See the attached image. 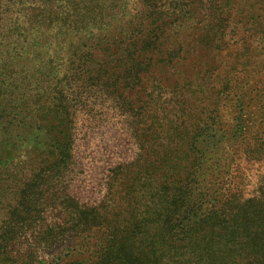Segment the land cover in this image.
<instances>
[{"label": "rangeland", "instance_id": "374dc122", "mask_svg": "<svg viewBox=\"0 0 264 264\" xmlns=\"http://www.w3.org/2000/svg\"><path fill=\"white\" fill-rule=\"evenodd\" d=\"M106 1L111 26L92 36L46 35L55 26L78 28L76 0H33L41 11L29 29L20 27L27 29L21 43L33 44L39 58L62 63L68 76L74 67L99 77L91 91L76 93L68 194L97 205L119 164L156 167L161 183L191 174L194 157L207 184L220 185L228 169L243 173L251 192L264 173V0ZM133 60L140 66L124 75Z\"/></svg>", "mask_w": 264, "mask_h": 264}, {"label": "trees", "instance_id": "16d2710c", "mask_svg": "<svg viewBox=\"0 0 264 264\" xmlns=\"http://www.w3.org/2000/svg\"><path fill=\"white\" fill-rule=\"evenodd\" d=\"M76 1L78 28L52 26L48 37L109 29L106 0ZM33 4L0 0V264H59L61 257L64 264H264V173L245 193L243 173L228 169L220 185L207 184L198 157L191 174L170 170L161 183L156 167L125 163L109 170L97 205L68 194L76 93L91 91L99 77L74 67L68 76L65 65L21 43L33 11H41Z\"/></svg>", "mask_w": 264, "mask_h": 264}]
</instances>
